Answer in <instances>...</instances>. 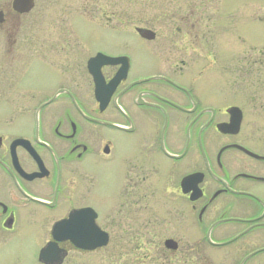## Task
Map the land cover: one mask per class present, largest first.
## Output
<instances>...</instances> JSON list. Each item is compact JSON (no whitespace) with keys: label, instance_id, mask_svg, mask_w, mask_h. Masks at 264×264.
<instances>
[{"label":"flooded vegetation","instance_id":"flooded-vegetation-1","mask_svg":"<svg viewBox=\"0 0 264 264\" xmlns=\"http://www.w3.org/2000/svg\"><path fill=\"white\" fill-rule=\"evenodd\" d=\"M2 35L0 248L89 210L76 233L136 242L124 264H264V41L239 0H0Z\"/></svg>","mask_w":264,"mask_h":264},{"label":"rangeland","instance_id":"rangeland-1","mask_svg":"<svg viewBox=\"0 0 264 264\" xmlns=\"http://www.w3.org/2000/svg\"><path fill=\"white\" fill-rule=\"evenodd\" d=\"M241 8V31L248 40L264 41V0H239ZM251 17L253 18L252 20ZM0 41H6L2 35ZM260 81L261 95L264 97V66ZM260 93V92H259ZM248 96V92H245ZM42 98V97H41ZM19 97L0 96V105L17 103ZM36 103V102H35ZM34 103V104H35ZM27 236L32 235L34 228L25 227L22 229ZM6 246L0 248V264H39L37 252L44 244L37 239H27L14 236ZM134 241L111 240L103 250L92 255L79 256L72 254L66 264H124L127 257L121 256L120 251L136 248Z\"/></svg>","mask_w":264,"mask_h":264},{"label":"water","instance_id":"water-1","mask_svg":"<svg viewBox=\"0 0 264 264\" xmlns=\"http://www.w3.org/2000/svg\"><path fill=\"white\" fill-rule=\"evenodd\" d=\"M88 211H78L70 215L67 221H62L53 227V240L49 242L38 255L41 264H62L66 252L59 248L60 243L69 242L75 249L92 252L107 245V236L102 234L92 224L81 222L80 229L74 227V221L79 217H90ZM78 221V220H76Z\"/></svg>","mask_w":264,"mask_h":264}]
</instances>
